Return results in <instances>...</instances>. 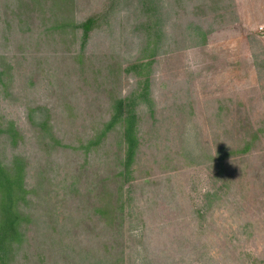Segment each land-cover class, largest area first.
Returning a JSON list of instances; mask_svg holds the SVG:
<instances>
[{
  "label": "rangeland",
  "instance_id": "1",
  "mask_svg": "<svg viewBox=\"0 0 264 264\" xmlns=\"http://www.w3.org/2000/svg\"><path fill=\"white\" fill-rule=\"evenodd\" d=\"M69 9L47 0L30 40L14 32L0 42L16 73L0 116L27 134L15 151L32 155L29 186L38 163L52 165L54 196L31 208L26 249L39 255L27 264H89L79 221L88 201L75 187L86 193L116 170L126 143L117 126L86 144L116 97L146 88L124 184L125 264H264V0H74ZM94 13L106 18L84 49L79 31L55 27ZM38 103L55 147L42 137L37 149L28 112Z\"/></svg>",
  "mask_w": 264,
  "mask_h": 264
},
{
  "label": "trees",
  "instance_id": "2",
  "mask_svg": "<svg viewBox=\"0 0 264 264\" xmlns=\"http://www.w3.org/2000/svg\"><path fill=\"white\" fill-rule=\"evenodd\" d=\"M46 1L17 0V6L12 9L14 0H0V32H2L0 42L2 39L5 40V36L14 32L18 34V38L30 40L26 34L32 31L34 20L36 17L38 18V9L43 8ZM51 1L55 5H60L63 14L70 12V3L74 0ZM11 15L16 18L15 27H12L10 23L12 22ZM103 16L106 18V13H94L80 22L70 19L61 24L57 23L55 27L57 29L69 26L72 32L79 31L81 48L84 49L90 32L100 24V19ZM35 39L38 43V36H35ZM3 45L4 43H0V94L7 96L6 94L10 95L15 89L16 73L15 66L11 61H7L8 56L3 51ZM148 95L149 89L146 88L140 95L116 97L112 105L111 116L86 144V146L95 144L112 129L120 127L121 141L126 143V149L125 155L120 157L121 164L117 166L116 170L110 168L106 176L97 182H92V186L90 184L86 187V193L75 187V183H72L75 191L82 195V200L88 201V213H84L85 216L81 214L79 221L81 224H86L87 234L91 241L86 257L89 264H125V247L123 246L125 244L124 224L127 199L124 184L130 179L132 160L139 144L137 104L146 100ZM42 108L38 103L29 107L28 112L29 126L37 138V149H39V140L42 137L46 147L56 146L52 143L54 139L48 118L42 116L39 121V110ZM47 137H49V141L46 139ZM26 138L27 134L23 127L18 125L14 119L0 116V264H18L21 258L24 259L23 264L34 259L37 260L39 246L35 250L26 249L28 247L26 242L29 224L34 216V211L31 208L33 205L39 204V196L46 198L54 196L55 193L50 189L53 184L48 168L51 169L52 165H46L50 161L41 162L44 165L40 170L38 163L36 179L33 181V186H29L27 177L32 166V155L24 151H15L21 143L26 142ZM56 142L59 144L62 140L56 139ZM248 147L247 143L242 149ZM99 221H104V223L100 226ZM98 237L102 238L104 244L102 253H99L95 245L97 243L95 239Z\"/></svg>",
  "mask_w": 264,
  "mask_h": 264
}]
</instances>
